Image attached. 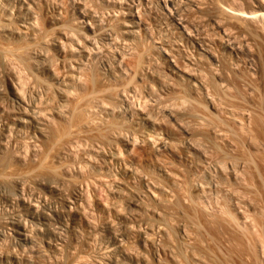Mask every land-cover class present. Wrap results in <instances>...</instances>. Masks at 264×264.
<instances>
[{
    "label": "rangeland",
    "instance_id": "obj_1",
    "mask_svg": "<svg viewBox=\"0 0 264 264\" xmlns=\"http://www.w3.org/2000/svg\"><path fill=\"white\" fill-rule=\"evenodd\" d=\"M163 1L0 0V258L264 264V0Z\"/></svg>",
    "mask_w": 264,
    "mask_h": 264
},
{
    "label": "bare ground",
    "instance_id": "obj_2",
    "mask_svg": "<svg viewBox=\"0 0 264 264\" xmlns=\"http://www.w3.org/2000/svg\"><path fill=\"white\" fill-rule=\"evenodd\" d=\"M164 1H165V0H164ZM164 1H163V2H164ZM161 2H162V1H161ZM163 5H164V4H163ZM165 8H166V7H165ZM165 10H166V9H165ZM26 11H28V9H27ZM168 11H169V9H168ZM24 15H27V14H24ZM21 17H22V15H21ZM21 17H20V18H21ZM23 19H24V18H23ZM23 19H22V20H23ZM179 24H180V23H179ZM91 47H92V46H91ZM5 77H7V76H5ZM2 79H3V80H0V96H1V97H3V95H5V94L7 93V92L4 93V94L2 93V91H3V90H2V85L4 84V86L7 85L6 87H8V86L11 84V80H10V84H9V81H8L10 78L8 79V77H7V79H4V78H2ZM10 86H11V85H10ZM11 88H12V87H11ZM13 89H14V87L8 91V93H7L8 96H7V97L10 98L12 101H20V96H19V94H18L19 92L17 93V92L15 91L16 88H15L14 91H13ZM5 96H6V95H5ZM2 99H3V98H2ZM11 100H10V101H11ZM31 109H32V108H30V110H31ZM32 110H33V109H32ZM35 110H36V109H35ZM27 112H28V111H27ZM30 112H31V111H30ZM32 112H33V111H32ZM21 113L23 114V112H21ZM34 113H35V112H34ZM34 113L30 114V116H29V115H25V114H24V115L21 114L20 116L16 115V116H18V117H17L16 120L14 121V124H17L18 126H22V127H23L24 124H27V125H28L29 123L32 124V126H35V127H36L37 125H40L39 123H40L41 121L38 120V117H40V116H38V113H37V112H36V115H37L38 117H37ZM2 114H3V113H2ZM7 114H8V113H7ZM7 114H6L5 116H7ZM27 114H28V113H27ZM3 115H4V114H3ZM39 115H40V113H39ZM8 116H10V115H8ZM8 116H7V117H8ZM1 118L3 119V117H2V115H1V113H0V120L2 121ZM4 118H6V117H4ZM10 118H11V119H10ZM10 118H7V120H12V117H10ZM39 119H40V118H39ZM13 120H14V119H13ZM13 120H12V122H13ZM0 123H1V122H0ZM6 123H7V122H6ZM10 123H11V122H10ZM7 124H8V123H7ZM30 124H29V125H30ZM41 124H42V123H41ZM17 125H15V126H17ZM27 125H25V126H27ZM7 126H8V125H7ZM38 128H39V127H38ZM34 129H35V128H34ZM39 129H40V128H39ZM35 131H36V130H35ZM36 132H37V131H36ZM39 133H40V130H39ZM40 134H41V133H40ZM5 179H6V178H5ZM2 180H4V179H2ZM5 181H6V180H5ZM8 181H9V180H8ZM11 181L14 182V180H11ZM11 181H10V182H11ZM20 181H21V180H17V181L15 180L16 183H14L15 185H13V186L16 187V190H15V191H17V193H20V190H19V191L17 190V188H19V187H18V183H19ZM13 182H12V183H13ZM3 183H4V182H3ZM5 183H8V182L6 181ZM19 184L21 185V183H19ZM0 185H4V184L1 183ZM5 185H6V186H3L4 188L1 187V186H0V188H1V189H2V188H3V189H7V188H5V187H7V186L9 187L8 184H5ZM13 186H12V184L10 183V187L13 188ZM15 187H14V188H15ZM14 188H13V191H14ZM0 191H1V190H0ZM2 191H4V190H2ZM4 192H5V191H4ZM14 193H15V192H14ZM17 193H15V195H16ZM1 194H2V193H1ZM18 195H19V194H18ZM16 196H17V195H16ZM19 196H20V195H19ZM17 197H18V196H17ZM20 197H21V196H20ZM5 199H6V198H5ZM7 199H8V198H7ZM5 201H6V200H5ZM5 201H4V202H5ZM23 201H24V200H23ZM6 202H7V201H6ZM64 203H65V202H64ZM22 204H23V202H22ZM24 204H25V203H24ZM27 204H28V203H27ZM60 204H61V203H60ZM6 205H7V204H6ZM61 205H62V204H61ZM28 206H30V204H29ZM9 207H10V206H9ZM24 207H25V206H24ZM31 207H32V210H31V209H30V210H27V209H26L27 211H29V213H26V212H25V213H26V214H29V215H30L29 219L33 220V219H34V216H35V213L37 212L36 209H37L38 207L35 209L36 212L33 211V209L35 208V206H34V208H33V206H31ZM31 207H30V208H31ZM61 207H62V206H61ZM64 207H67V205L64 204V205H63V208H64ZM13 208H14V207H13ZM27 208H29V207H27ZM41 208H42V207H41ZM45 208H46V207H45ZM76 208H77V207H76ZM22 209H23V208H22ZM22 209H21V210H22ZM65 209H66V208H65ZM16 210H17V209H16ZM19 210H20V209H19ZM19 210H18V211H19ZM26 210H25V211H26ZM41 210L44 211L45 209H44V210L41 209ZM14 211H15V210H14ZM38 211H39V210H38ZM70 211H71V210H70ZM64 212H65V211H64ZM67 212H68V210H67ZM67 212H66V213H67ZM76 212L79 213L80 211H76ZM19 213H20V212H19ZM41 213H43V212H41ZM41 213H40V214H41ZM44 213L46 214L47 212L45 211ZM44 213H43L42 215L38 216V217H41V220H43V222H48V219H50V218L46 217L47 214L45 215ZM69 213H70V212H69ZM72 213H74V212H72ZM72 213H71V216H72ZM78 213H77V215H75V218H73V219H74V220H73V221H74V225H75V222H76L77 220H81V218H82V217H81L82 214H81V216H80V214H78ZM80 213H81V212H80ZM20 214H21V213H20ZM20 214H19V216H22V215H20ZM22 214H23V213H22ZM37 215H38V214H37ZM37 215H36V218H37ZM5 216H6V214L4 215V217H5ZM13 216H14V215H13ZM16 216H18V215H16ZM23 216H24V214H23ZM27 216H28V215H27ZM48 216H49V214H48ZM66 216H67V215H66ZM69 216H70V215H69ZM4 217H3V219H4ZM8 217H9V216H8ZM58 217H59V216H58ZM67 217H68V216H67ZM10 218H11V217H10ZM19 218H23V217H19ZM36 218H35V219H36ZM1 219H2V218H1ZM25 219L27 220L26 217H25ZM35 219H34V220H35ZM6 220H7V218H6ZM11 220H12V218H11ZM14 220H15V219H14ZM37 220H38V219H37ZM39 220H40V219H39ZM41 220L39 221V223L41 222ZM53 220H54V219H53ZM9 221H10V220H9ZM18 221H19V220H18ZM62 221H63V220H62ZM73 221H72V222H73ZM23 222H25V221H23ZM27 222H28V221H27ZM30 222H31V221H30ZM30 222H29V224H30ZM60 222H61V221H60ZM16 223H17V222H16ZM19 223H20V224H19ZM55 223H56V222H55ZM55 223H54V224H55ZM65 223H66V222H65ZM76 223H77V222H76ZM11 224H13V222H11ZM22 224H23V223H22ZM22 224H21V221L18 222L17 224L14 223L13 225H10V222H9V225L12 227V230H11V229H10V230L13 231L14 236L17 238V242L19 241L20 244H21L22 247H23V245L26 246V245L29 244V243L31 244V242H30L31 240H30V238H29V236H30L31 234L28 235V232H27L26 228H25L24 225H22ZM25 224H26V223H25ZM32 224H33V222H32ZM35 224H36V223H35ZM41 224H42V223H41ZM49 224H50V223H49ZM66 224H67V223H66ZM72 224H73V223H72ZM2 225H3V224H2ZM5 225H6V224H5ZM27 225H28V224H27ZM27 225H26V226H27ZM33 225H34V224H33ZM42 225H45V223H43ZM60 225H61V224H60ZM62 225H63V224H62ZM64 225H65V224H64ZM6 226H7V225H6ZM6 226H5V227H6ZM46 226H48V225H46ZM67 226H68V225H67ZM2 227H3V226H2ZM5 227H4V228H5ZM11 227H10V228H11ZM30 227H31V226H30ZM33 227H34V226H33ZM56 227H58V225H57ZM69 227H70V226H69ZM34 228H36V227H34ZM45 228H46V227H45ZM45 228H44V229H45ZM47 228H48V227H47ZM47 228H46V229H47ZM6 229H7V228H6ZM6 229H5V230H6ZM8 229H9V227H8ZM31 229H32V228H31ZM37 229L39 230V228H37ZM41 229H42V228H41ZM57 229H58V228H57ZM67 229H68V227H67ZM28 231H29V232H30V231L32 232V230H30V228H29ZM35 231H36V230H35ZM41 231H42V230H41ZM109 231H110V230H109ZM44 232H45V231H44ZM44 232H42V234H43ZM38 233H39V232H38ZM45 233H46V232H45ZM54 233H56V232H54ZM32 234H33V233H32ZM35 234H36V233H35ZM39 234H40V233H39ZM70 234H71V233H70ZM4 235H5V233H4ZM53 235H54V234H53ZM56 235H57V234H56ZM6 236H7V235H6ZM39 236H40V235H39ZM49 236H50V235H49ZM10 237H11V236H10ZM15 237H14V238H15ZM1 238H2V237H1ZM8 238H9V237H8ZM12 238H13V237H12ZM16 238H15V239H16ZM34 238H35V237H34ZM57 238H58V237H57ZM4 239L6 240V238H4ZM15 239H14V240H15ZM74 239H75V238H74ZM12 240H13V239H12ZM72 240H73V239H72ZM2 241H3V240H2ZM51 241H52V240L50 239V242H51ZM4 242H5V241H4ZM15 242H16V240H15ZM43 242H44V241H43ZM43 242H42V243H43ZM55 242H57V241H55ZM58 242H59V241H58ZM67 242H68V240H67ZM67 242H66V243H67ZM69 242H70V241H69ZM1 243H2V242H1ZM10 243H11V242H10ZM20 244H19V245H20ZM57 244H59V243H57ZM61 244H62V243H61ZM61 244H59V245H61ZM5 245H6V244H5ZM7 245H9V244H7ZM19 245H18V247L21 248V246H19ZM32 245H33V244H32ZM54 245H55V244H54ZM62 245H63V244H62ZM27 246H28V245H27ZM27 246H26V248H27ZM29 246H30V245H29ZM29 246H28V247H29ZM44 246H45V245H44ZM50 246H51V245H50ZM65 246H67V245L65 244ZM74 246H75V245H74ZM10 247H11V246H10ZM10 247H9V249H10ZM61 247H63V246H61ZM69 247H70V246H69ZM109 247H110V246H109ZM0 248H1V247H0ZM4 248H5V247H4ZM4 248H3V249H4ZM15 248H16V247H15ZM15 248H14V249H15ZM34 248H35V247H34ZM34 248H33V249H34ZM38 248H39V247H37V249H38ZM41 248H42V247H41ZM57 248H58V247H57ZM64 248H65V247H64ZM72 248H73V247H72ZM72 248H71V249H72ZM113 248H114V247H113ZM12 249H13V248H12ZM21 249H22V248H21ZM23 249H24V248H23ZM33 249L31 248V251H33ZM43 249H44V248H43ZM69 249H70V248H69ZM73 249H74V248H73ZM73 249H72V250H73ZM108 249H109V248H108ZM27 250H28V248H27ZM45 250H46V249H45ZM45 250H44V251H45ZM47 250H48V249H47ZM3 251L7 252V249H6V250H2V252H3ZM38 251L41 252V251H40V248H39ZM74 251H76V250H74ZM10 252H11V251H10ZM16 252H17V251H16ZM25 252H26V251H25ZM35 252H36V251H35ZM39 252H38V253H39ZM50 252H51V251H50ZM54 252H55V251H54ZM57 252H58V254H59V251H57ZM65 252H66V251H65ZM71 252H72V251H71ZM7 253H8V255H6V256L0 258V262H1V263H3V264H22V262H21L22 260L19 261V260H18V257H15V256L17 255L16 253H15V254H16L15 256H14L12 253H11L12 255H10L9 252H7ZM7 253H6V254H7ZM13 253H14V251H13ZM17 253H18V252H17ZM32 253H34V251H33ZM36 253H37V252H36ZM55 253H56V252H55ZM60 253H61V252H60ZM63 253H64V252H63ZM63 253H62V254H63ZM75 253H76V252H75ZM75 253H74V255H75ZM84 253H85V252H84ZM0 254H1V250H0ZM26 254H27V253H26ZM26 254H25V255H26ZM30 254H31V253H30ZM46 254H47V252H46ZM48 254H49V253H48ZM72 254H73V253H72ZM72 254H71V255H72ZM80 254H81V253H80ZM80 254H79V255H80ZM82 254H83V253H82ZM2 255H3V254H2ZM2 255H0V256H2ZM4 255H5V254H4ZM21 255H22V254H21ZM32 255H33V254H32ZM39 255H41V254L39 253ZM66 255H68V254H66ZM71 255H70V256H71ZM84 255H85V254H84ZM17 256H18V255H17ZM23 256H24V255H23ZM27 256H28V255H27ZM41 256H42V255H41ZM56 256H57V255H56ZM64 256H65V254H64ZM51 257H52V256H51ZM61 257H62V256H60L59 258H61ZM76 257H77V255H76ZM31 258H32V257H31ZM34 258H35V257H34ZM40 258H41V257H40ZM43 258H44V257H43ZM55 258H57V257H55ZM68 258H70V259L73 258L74 261H75V258H74L73 256H72V258H71V257H67V261H68ZM24 259H25V258H24ZM32 259H33V258H32ZM77 259H79V258L77 257ZM77 259H76V260H77ZM26 260H28V259H26ZM37 260H38V259H37ZM39 260H40V259H39ZM42 260H43V259H42ZM42 260H41V261H42ZM44 260H45V258H44ZM80 260H83V259L81 258ZM85 260H86V259H85ZM23 261H24V260H23ZM41 261H40L39 263H41ZM54 261H55V260H54ZM56 261H57V260H56ZM67 261L65 260V261H62V262H67ZM69 261H71V260H69ZM74 261H73V262H74ZM78 261H79V260H77V261H75V262L77 263ZM28 262H29V261H28ZM46 262H47V260L45 261V263H46ZM52 262H53V261H52ZM59 262H60V261H59ZM26 263H27V262H26ZM34 263H35V262H34ZM37 263H38V262H37ZM39 263H38V264H39ZM55 263H56V262H55ZM55 263H54V264H55ZM60 263H61V262H60ZM70 263L72 264V261H71ZM80 263H81V261H80ZM24 264H25V263H24ZM30 264H31V263H30ZM32 264H33V263H32ZM46 264H47V263H46ZM61 264H62V263H61ZM63 264H64V263H63ZM65 264H67V263H65ZM74 264H75V263H74ZM77 264H79V262H78ZM84 264H85V263H84Z\"/></svg>",
    "mask_w": 264,
    "mask_h": 264
}]
</instances>
